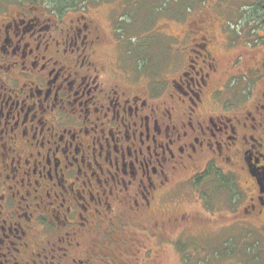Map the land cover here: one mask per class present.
Masks as SVG:
<instances>
[{"label":"flooded vegetation","instance_id":"flooded-vegetation-1","mask_svg":"<svg viewBox=\"0 0 264 264\" xmlns=\"http://www.w3.org/2000/svg\"><path fill=\"white\" fill-rule=\"evenodd\" d=\"M32 13L0 18V264H152L144 238L172 247L199 216L180 193L208 203L232 183L237 204L243 173L246 213L264 214L263 12L227 70L220 41L235 33L197 19L177 38V75L148 86L110 77L92 18L57 28Z\"/></svg>","mask_w":264,"mask_h":264},{"label":"rangeland","instance_id":"rangeland-1","mask_svg":"<svg viewBox=\"0 0 264 264\" xmlns=\"http://www.w3.org/2000/svg\"><path fill=\"white\" fill-rule=\"evenodd\" d=\"M56 1L59 2L0 0V18L30 9L32 17L53 23L52 26L59 23L57 28L80 16L92 18L105 41L97 55L106 63L107 71H111L110 77L112 73L119 77L132 73L140 76L141 85L144 82L147 86L155 78L164 80L177 75L176 63L181 56L174 51L179 47L178 39L187 28H193L197 19L210 18L219 32L224 23L235 33L237 42L233 48L228 49L220 41L222 67L227 70L235 53L254 49L257 37L247 42L244 39L253 34V16L259 20L261 12L264 15V0H60L62 11L56 10ZM67 3L71 6L66 7ZM257 7L260 13L255 11ZM239 87L243 91L246 84ZM228 88L237 90L232 84ZM230 176L234 177L224 175L229 180ZM237 181L241 183L236 192L237 204L231 201V194L235 193L232 183L209 188L208 203L197 190L192 193L183 190L180 193L183 209L196 211L199 216L172 235V247L164 242L168 248L161 247L158 251L152 240L144 238L143 243L153 251L151 258L155 256L152 264H264V214L246 213V201L255 186L244 173ZM236 187L235 184V190ZM181 232L186 236L180 237ZM228 242H231L229 247ZM251 245L256 247V260L247 261L242 254L228 256L225 253L227 250L242 253ZM181 246L186 247L184 252H180Z\"/></svg>","mask_w":264,"mask_h":264},{"label":"trees","instance_id":"trees-1","mask_svg":"<svg viewBox=\"0 0 264 264\" xmlns=\"http://www.w3.org/2000/svg\"><path fill=\"white\" fill-rule=\"evenodd\" d=\"M69 1V0H68ZM56 2H58V1H56ZM59 2H60V0H59ZM59 2H58V4H57V6H56V10H60V11H62V8L61 7H63V5H60L59 4ZM70 3H67V4H65V6L66 7H69V6H71V5H69ZM64 9V8H63ZM256 9V8H255ZM257 10H258V12L257 13H260L259 11V8H257ZM255 16V15H254ZM231 245V242L229 243L228 242V247ZM256 247H254L253 245H251V246H249V247H247L246 248V251H242V253L241 252H239L238 250L236 251V250H233V251H229V250H227L225 253L228 255V256H230V255H234V254H236V255H240V254H242L245 258H246V260L247 261H251V260H256L257 259V257H255V255H256ZM220 255H223V253H221ZM251 256H252V258H251ZM251 259V260H250Z\"/></svg>","mask_w":264,"mask_h":264},{"label":"water","instance_id":"water-1","mask_svg":"<svg viewBox=\"0 0 264 264\" xmlns=\"http://www.w3.org/2000/svg\"><path fill=\"white\" fill-rule=\"evenodd\" d=\"M259 180V182H260V179H258Z\"/></svg>","mask_w":264,"mask_h":264}]
</instances>
